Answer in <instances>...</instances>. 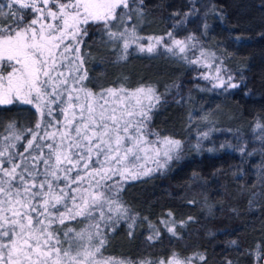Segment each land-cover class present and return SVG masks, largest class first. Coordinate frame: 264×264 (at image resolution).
<instances>
[{
	"label": "trees",
	"instance_id": "obj_1",
	"mask_svg": "<svg viewBox=\"0 0 264 264\" xmlns=\"http://www.w3.org/2000/svg\"><path fill=\"white\" fill-rule=\"evenodd\" d=\"M130 3L111 31L186 40L185 51L130 46L125 53L123 38L92 25L80 45L86 83L97 92L151 86L160 101L150 129L182 147L164 167L114 193L128 214L103 230V256L125 264H159L173 254L190 264H264V0ZM218 75L238 86H214ZM34 112L18 102L0 106L1 141L12 121L18 130L32 126ZM152 235L158 239L149 241Z\"/></svg>",
	"mask_w": 264,
	"mask_h": 264
},
{
	"label": "snow or ice",
	"instance_id": "obj_2",
	"mask_svg": "<svg viewBox=\"0 0 264 264\" xmlns=\"http://www.w3.org/2000/svg\"><path fill=\"white\" fill-rule=\"evenodd\" d=\"M131 7L130 0H0V105H32L36 117L19 130L8 123L0 143V264H125L101 252L103 230L128 214L114 193L164 167L182 147L149 127L160 101L154 88L97 92L86 83L80 45L88 28L102 24L110 39L123 38L111 28ZM217 78L214 86H238L231 75ZM76 220L87 226H68ZM159 264L190 261L173 254Z\"/></svg>",
	"mask_w": 264,
	"mask_h": 264
},
{
	"label": "rangeland",
	"instance_id": "obj_3",
	"mask_svg": "<svg viewBox=\"0 0 264 264\" xmlns=\"http://www.w3.org/2000/svg\"><path fill=\"white\" fill-rule=\"evenodd\" d=\"M158 40H159V38H145V40H143L142 38L140 39V38L136 37L135 34L131 30H129L128 34L123 37L122 42H123V44L125 42H128L129 43V47L132 46V47L136 48L139 51H141V48H143L144 49L143 51H145V52H148L147 48L149 46L153 47L154 50L152 52H156V51H159V50L168 51L169 48H171L172 51H174V50L175 51H179V47L180 46H183L184 49L187 47V45L184 43L186 40H179V41L183 42L182 45H180V46H177V45H175L173 43L174 40H178V39H172V38L166 37V38H163L161 42H158ZM152 52H148V53H152ZM18 103L21 104V105H25V104H22L20 102H18ZM7 105H10V104H7ZM7 105H0V106H7ZM0 143H3V141H1V137H0ZM148 166L149 167H153V168L156 167L151 162H149ZM130 181H133V180H129L127 182H130ZM79 222H80L79 220L70 221L68 226L69 227H74Z\"/></svg>",
	"mask_w": 264,
	"mask_h": 264
}]
</instances>
